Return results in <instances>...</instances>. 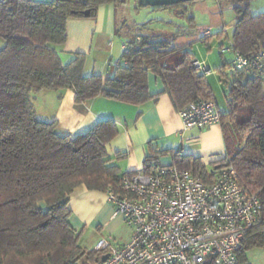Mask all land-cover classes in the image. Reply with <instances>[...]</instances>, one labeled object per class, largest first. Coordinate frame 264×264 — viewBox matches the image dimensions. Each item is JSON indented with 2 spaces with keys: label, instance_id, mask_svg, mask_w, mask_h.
<instances>
[{
  "label": "trees",
  "instance_id": "obj_1",
  "mask_svg": "<svg viewBox=\"0 0 264 264\" xmlns=\"http://www.w3.org/2000/svg\"><path fill=\"white\" fill-rule=\"evenodd\" d=\"M217 1L230 3L235 13L232 48L243 54L264 49V11L252 14L251 0ZM104 3L123 7L127 1L0 0V264L99 261L103 250L78 244L83 227L75 230L69 222V197L79 185L107 193L125 173L113 162L121 154L112 157L106 151L118 131L113 120H99L76 135L58 132L55 120L36 117L33 90L67 88L77 104L97 95L139 104L152 97L147 83L152 71L162 78L176 109L198 98L214 100L205 74L192 65L193 52L173 43L178 31L166 35L148 28L133 36L110 75L85 74L84 52L63 63L57 48L67 39L68 19L93 18ZM152 8L188 11L184 3ZM228 67L227 109L219 111L226 154L212 167L231 163L239 182L261 202V221L245 232L236 251L239 260L249 261V250L264 247V83L256 72ZM167 154L179 169L213 180L199 156L171 148L150 147L142 169L152 171Z\"/></svg>",
  "mask_w": 264,
  "mask_h": 264
},
{
  "label": "crops",
  "instance_id": "obj_2",
  "mask_svg": "<svg viewBox=\"0 0 264 264\" xmlns=\"http://www.w3.org/2000/svg\"><path fill=\"white\" fill-rule=\"evenodd\" d=\"M254 1H250L251 13L263 12L264 9H253ZM117 8L112 3H104L97 8L96 16L93 18H69L67 39L57 48L60 60L67 63L75 57L76 52H84L86 54L84 73L106 76L113 73L114 65L111 62L121 59L125 42L133 36L137 37L139 34L148 33V28L158 32V29H164L166 26L172 30L182 31L180 29L183 26L181 20L177 21L169 16L171 12L176 13L175 9L165 11L169 8H162L163 18L148 23L132 20L129 18L131 16H127L128 9L125 11L124 8L119 12L120 16L117 18ZM197 11L200 13L198 15L201 16L202 23L197 22ZM186 19V25L194 28L196 34L188 35L180 32L174 38L173 43L190 49L195 56L194 59H198V53L192 46L198 41L202 42L199 39L203 36L200 30L210 27L211 35L204 36L208 40L206 43H202L208 49H221L218 52L221 59H208L210 54L207 52L205 54L207 59L203 61L210 73H203L207 79V76L211 75V67H213L219 72L223 81L227 78L230 81L231 68L228 67L229 70H225L230 62H226L227 60L222 54L224 50L225 52L230 51L231 57H233L231 32L235 22V13L232 5L230 3L220 4L217 0H195ZM142 23L145 24L143 29L138 32L132 29ZM198 47L201 51V46ZM198 70L201 71V69ZM147 83L148 91L152 97L139 104L103 95H97L84 103L77 104L75 93L67 88L33 90L31 95L36 117L45 121L55 120L56 128L61 133L76 135L87 131L99 120H113L118 131L106 144V151L112 157L116 153L121 154L113 162L122 172L141 169L150 147L155 150L171 148L185 154L199 156L208 173L213 172L215 170L212 167L213 162L223 158L226 154L220 122L213 123L203 129L182 131V120L170 94L165 90L162 78L149 71ZM224 85L226 84L224 83ZM212 95L216 102L213 91ZM217 107L220 112L226 113V103L224 111L220 110L218 104ZM39 109H41V113L38 112ZM159 162L160 164H170L172 157L170 154L160 156ZM68 207L71 210L69 222L75 230H80L86 225L98 228L106 218L108 220L120 218V215H113V207L109 203L106 193L89 190L83 185L74 188L69 197ZM120 219L122 220V217ZM129 235L130 233L126 237L116 240L117 243L126 242ZM78 244L86 249H92V246L85 247L79 242Z\"/></svg>",
  "mask_w": 264,
  "mask_h": 264
},
{
  "label": "built area",
  "instance_id": "obj_3",
  "mask_svg": "<svg viewBox=\"0 0 264 264\" xmlns=\"http://www.w3.org/2000/svg\"><path fill=\"white\" fill-rule=\"evenodd\" d=\"M200 32L209 36L211 28ZM231 50L230 66L256 72L264 83V49L251 54ZM192 65L209 72L203 60L193 59ZM177 112L182 131L203 129L220 118L216 102L206 97ZM213 173V180L204 182L170 163L121 174L106 194L130 235L124 243L99 238L92 248L108 256L94 264H252L239 260L236 251L245 232L261 221L259 197L239 182L231 163Z\"/></svg>",
  "mask_w": 264,
  "mask_h": 264
},
{
  "label": "rangeland",
  "instance_id": "obj_4",
  "mask_svg": "<svg viewBox=\"0 0 264 264\" xmlns=\"http://www.w3.org/2000/svg\"><path fill=\"white\" fill-rule=\"evenodd\" d=\"M126 1H127V3H126L125 7H118L117 8V12H118L117 18H119V16H120L119 12L123 8L125 9V11H126V9H128L130 15L128 14L127 16H131L129 18H132V20L137 21V22L146 21L148 23L149 22L151 23L152 20H157V19H160L161 17L163 18V14H164V12L162 11L163 9H159V8L154 9L150 6H139L135 0H131V1L126 0ZM194 1L195 0L184 2L186 8L189 10L187 12L186 16L188 14H190ZM131 2H132V4H129ZM253 9L254 10L264 9V0H255L254 4H253ZM169 10L170 9H165V11H169ZM194 13H195V11H194ZM196 13H197V22L202 23L203 22V21H201L202 18L200 15H198L200 13L198 11ZM169 16H171L173 19H175L177 21L181 20V23L183 24V26H182V28H180L182 31H180L178 29L179 33L181 32V33H185L188 35L196 34L194 28L186 25L187 24L186 16L181 15V14H176L174 12L169 13ZM132 29L134 31H137V32L139 30H141L138 25H136ZM158 31L163 32L166 35H169L170 33H174L176 30L175 29L172 30V28H169L168 26H166V27H164V29L163 28L158 29ZM3 44H4V42L0 38V47ZM197 45L201 46V48H202L201 51H199L200 49H198L199 47ZM192 47L198 53L197 58L199 60H206L207 58H206L205 54L207 52L210 54L208 56L209 57L208 59H212V58L213 59H221L220 55L218 54V52L221 49H219V50H216L213 48L208 49L200 41L194 43V45ZM223 52L224 53L222 55L225 56V59L227 60L226 62H230L229 59H232V57H231L232 54L230 53V51L225 52V50H224ZM225 70L226 71L229 70L228 66L225 67ZM207 79H208V82L210 84V87L213 91L215 100H216L220 110L224 111L225 103H226L225 101L227 98L226 97L227 87L223 83V78L221 77V75L219 74V72L217 70H215V69H213V67H211V75H208ZM227 80H228V78H227ZM38 112L41 113L42 112L41 109H39ZM120 218H121V216H120ZM120 218H115V219H111V220H108V218H106V220L102 222L103 224L101 223V225L98 228L92 227L90 225L84 226L83 229L81 230L78 242L82 246H85V247L92 246L93 247L95 242L99 238H106L108 240L117 242L116 240H119L121 237H126L130 233V231H129V228L127 227V225ZM247 258L252 264H264V247L253 248V249L249 250L247 253Z\"/></svg>",
  "mask_w": 264,
  "mask_h": 264
},
{
  "label": "water",
  "instance_id": "obj_5",
  "mask_svg": "<svg viewBox=\"0 0 264 264\" xmlns=\"http://www.w3.org/2000/svg\"><path fill=\"white\" fill-rule=\"evenodd\" d=\"M188 1H192V0H137L138 4L142 6H150V7L167 6V5L177 4V3H184ZM84 14L87 15L88 12L85 11ZM107 256H108L107 253L103 254L101 256V259L104 260Z\"/></svg>",
  "mask_w": 264,
  "mask_h": 264
}]
</instances>
